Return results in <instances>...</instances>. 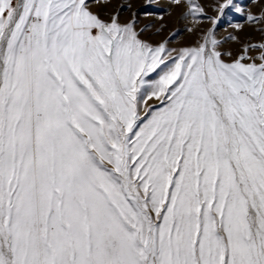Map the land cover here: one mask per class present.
Segmentation results:
<instances>
[{"label": "snow or ice", "instance_id": "obj_1", "mask_svg": "<svg viewBox=\"0 0 264 264\" xmlns=\"http://www.w3.org/2000/svg\"><path fill=\"white\" fill-rule=\"evenodd\" d=\"M108 6L0 0V264H264V0Z\"/></svg>", "mask_w": 264, "mask_h": 264}, {"label": "rangeland", "instance_id": "obj_2", "mask_svg": "<svg viewBox=\"0 0 264 264\" xmlns=\"http://www.w3.org/2000/svg\"><path fill=\"white\" fill-rule=\"evenodd\" d=\"M102 2H105V0H102ZM108 3L107 11H113L117 8V6L120 5H131V8L125 7L121 13L122 17H129L130 12L135 9L138 13V19L140 21V26H144L146 24H151L152 27L147 29L148 32H153L156 28H160V26L163 24L164 27L160 34L158 36L153 37L154 39H161L164 36H167L168 33L173 32L174 30H180L179 36L175 37L173 39V44L177 43V41H190L191 36L187 33L185 30L186 22L180 18V10L179 9H173L171 13L165 11V15L163 19H159L156 16H145L142 13L145 11L148 12H155L158 10H165L167 5L170 3V0H152L151 4L146 3V0H106ZM246 3H248L250 6H252V0H246ZM253 11H257V9L252 6ZM222 32L225 30L222 28ZM228 32H231L232 29L228 28ZM253 31V32H252ZM240 38L243 40L248 36H251L257 40L261 38V33L255 31L253 28L249 29V27H246L245 30L242 32H239ZM227 47H232L233 49H239L240 45L236 42H229Z\"/></svg>", "mask_w": 264, "mask_h": 264}, {"label": "bare ground", "instance_id": "obj_3", "mask_svg": "<svg viewBox=\"0 0 264 264\" xmlns=\"http://www.w3.org/2000/svg\"><path fill=\"white\" fill-rule=\"evenodd\" d=\"M249 29H250V27H249ZM252 29V28H251ZM245 30V29H244ZM253 32V31H252Z\"/></svg>", "mask_w": 264, "mask_h": 264}]
</instances>
